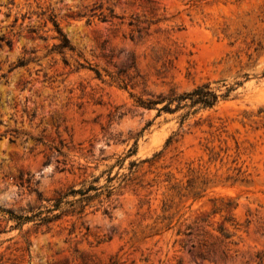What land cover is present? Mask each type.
Returning <instances> with one entry per match:
<instances>
[{
	"label": "rangeland",
	"instance_id": "1",
	"mask_svg": "<svg viewBox=\"0 0 264 264\" xmlns=\"http://www.w3.org/2000/svg\"><path fill=\"white\" fill-rule=\"evenodd\" d=\"M0 264H264V0H0Z\"/></svg>",
	"mask_w": 264,
	"mask_h": 264
},
{
	"label": "trees",
	"instance_id": "2",
	"mask_svg": "<svg viewBox=\"0 0 264 264\" xmlns=\"http://www.w3.org/2000/svg\"><path fill=\"white\" fill-rule=\"evenodd\" d=\"M56 29L57 25L54 23ZM59 33V39L60 42L57 44L58 49L64 50H73V48L70 46L66 36L58 29ZM97 75H100L98 71H96ZM231 90V88H228L225 93L221 94L216 91L213 87H211L210 83H204L201 85L196 86L194 89H192L189 92L178 94L173 89H171L168 93L163 94L159 93L155 96V99L148 98L147 100H141L138 98V105L144 106L146 108H153L157 103H162V106L157 109L158 112L161 111H167V112H175L176 110L183 108V107H190L193 108L194 106L198 105L201 108L205 107H211L216 104V102L219 100L220 97H226L228 95V92ZM189 102L184 103V102ZM174 104V106H172ZM99 188L93 185L88 186L86 189H74L73 187H70L65 192H59L57 194V197L54 199L52 206L49 208H46L45 211L39 210L35 214H32L30 216L25 215H14L12 212H7L9 214V218L16 220L17 225L20 226L24 222L28 220H38V224H48L52 221H55L59 218H61L62 215H66L68 213H73L74 208L71 210H63L64 205L66 206H74V204L79 203L81 206V203L84 201H89L92 198L98 196ZM91 190L97 191L93 195H88V192ZM79 193L80 198L73 199V200H67V196L70 194ZM56 212V213H55ZM81 211H78L80 213ZM42 214H44L42 216ZM225 239L230 238L229 235L222 234ZM216 240H219L218 237H216ZM221 242V240H220ZM215 243V241L207 242L204 241L200 243L197 247L193 245L195 248L194 254L195 256H201L203 257L204 250L207 251L210 250V247Z\"/></svg>",
	"mask_w": 264,
	"mask_h": 264
}]
</instances>
